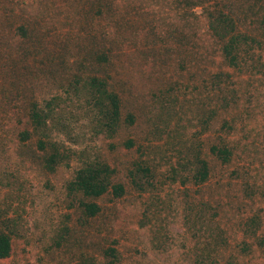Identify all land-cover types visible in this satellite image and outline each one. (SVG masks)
<instances>
[{
	"label": "trees",
	"instance_id": "1",
	"mask_svg": "<svg viewBox=\"0 0 264 264\" xmlns=\"http://www.w3.org/2000/svg\"><path fill=\"white\" fill-rule=\"evenodd\" d=\"M140 73L156 80L166 125L172 115L213 125L210 153L223 165L238 163L232 174L247 200H264V0H252L240 15L209 0H0V156L10 167L16 155L18 170L37 163L55 171L75 160L66 190L78 224L60 227L47 243L67 253L63 264L120 263L117 247L85 232L103 213V197L125 194L117 170L91 145L101 140L113 150L122 124L135 122L132 113L122 116L123 75ZM181 128L168 132H176L177 146L166 177L183 188L191 259L221 264L227 237L218 213L208 201L189 199L190 187L209 181L210 165ZM134 164L130 182L155 189V167ZM157 220L145 214L141 224L163 248L169 236ZM5 227L0 259L12 252L13 231ZM243 230L250 240L240 244L242 257L224 264H264V211L250 210Z\"/></svg>",
	"mask_w": 264,
	"mask_h": 264
},
{
	"label": "rangeland",
	"instance_id": "2",
	"mask_svg": "<svg viewBox=\"0 0 264 264\" xmlns=\"http://www.w3.org/2000/svg\"><path fill=\"white\" fill-rule=\"evenodd\" d=\"M251 1L209 0L234 15H240ZM123 74L126 72L123 71ZM127 75H123L125 79L129 78V84L128 91L123 95L122 116L124 118L132 113L135 122L132 125L122 124L112 140L116 144L113 150H108L107 142L101 140L91 145L117 170L116 178L124 184L125 194L112 200L103 197L100 200L103 213L85 232L104 247H117L119 264H195L191 259L190 233L183 221V188L170 184L166 177V160L174 156L172 148L177 146L176 132H168L174 127L180 131L181 127H185L184 134H189L197 144H201L210 165L209 181L190 187L189 199L208 201L218 213L227 237V245L219 253L221 264L230 255L241 258L240 244L242 240H250L244 236L245 216L252 209L264 211V200H247L242 194L240 180L232 174L238 163L223 165L210 153L209 147L216 134L213 125L204 128L192 119L180 123L174 115L166 125V108L160 104L156 80L149 76L146 78L141 73ZM203 95H207V92ZM1 108L6 106L0 100V111ZM129 138L135 144L126 149L122 142ZM17 160L14 155L10 167H6L0 156V228L8 231L5 227L7 224L13 231L12 252L8 258L0 259V264H63L67 253L63 249H49L47 243L60 227L66 224L71 228L78 224V213L66 190L75 160L71 161L70 166H58L55 171H48L37 163L18 170L13 164ZM142 161L155 167V189L139 191L128 178V170H134V163ZM145 214L155 217L165 226L169 236L168 245L156 248L151 244L149 225L141 224Z\"/></svg>",
	"mask_w": 264,
	"mask_h": 264
}]
</instances>
